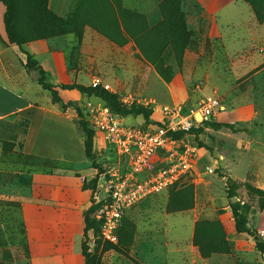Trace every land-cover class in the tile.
I'll use <instances>...</instances> for the list:
<instances>
[{
  "label": "crops",
  "instance_id": "0c3cea01",
  "mask_svg": "<svg viewBox=\"0 0 264 264\" xmlns=\"http://www.w3.org/2000/svg\"><path fill=\"white\" fill-rule=\"evenodd\" d=\"M192 1L202 10L199 17L207 21L204 40H219L230 58L236 54L241 56L239 67L229 71V77L258 73L256 67L264 64V56L258 50L259 46L264 47V19L257 22L252 7L243 0ZM4 11L5 7L0 2V55L9 51L16 57L20 56L24 63V54L17 45L7 40ZM54 42L55 39L52 38L33 40L24 44L23 48L44 69L48 82L56 85L73 83L77 74L75 69L69 67L68 48L66 45L57 47ZM203 53L204 47L198 53L187 52L190 65L177 74V79L187 82V79L201 71L206 76L211 75V69L200 62V55ZM0 63L1 189H10L5 181L10 177L11 153L3 149L5 141L12 142L16 152L49 159L59 168L68 170V173H64L62 169L15 172L16 187L10 195L0 193V199H9L19 204L29 251V264H86L82 254V242L85 239L84 212L91 205L92 193L90 189L83 188V183L94 172L85 156L84 132L77 121L76 111L72 106L62 108L60 103L54 102L50 94L37 83L34 71H29L35 74L32 80L27 77L15 82L8 72L9 66L4 65L1 57ZM34 83L38 86L33 87ZM166 87L169 94L174 93L171 86ZM194 91V97L200 98V90L194 88ZM178 93L181 94L180 90ZM59 96L64 102L73 101L83 110L81 100H85V97L79 91L61 89ZM254 116V105L249 101H242L234 107L230 106L225 112H216L213 117L219 123L234 124L251 120ZM226 134L221 138V145L228 142L229 133ZM237 134L230 133L234 137L235 147H240L245 141L250 143L243 152L239 149L225 155L218 151L212 140L205 141L208 149L192 145L196 154L194 173L206 174L216 168L230 171L239 156L245 155L249 156L255 169L254 186L264 190V149H259L258 152L253 150L250 137ZM97 140L100 142L101 137H94V153ZM240 162L242 161L239 160L237 164ZM93 197L95 201L101 199L96 193ZM210 201L202 207L196 204L189 212L174 214L173 217L178 223L163 234L164 256L159 264H264V254L255 248V239L248 233L237 232L228 199L216 197ZM200 219H216L222 224L226 239L233 244L231 253L202 256L193 243L195 223ZM247 227L263 231L261 239L264 240V208L247 216ZM90 235L91 231L87 233V236ZM172 254L177 257L176 263L170 261Z\"/></svg>",
  "mask_w": 264,
  "mask_h": 264
},
{
  "label": "rangeland",
  "instance_id": "374dc122",
  "mask_svg": "<svg viewBox=\"0 0 264 264\" xmlns=\"http://www.w3.org/2000/svg\"><path fill=\"white\" fill-rule=\"evenodd\" d=\"M160 1L120 0V6L144 14L149 24L152 25L161 19ZM74 4L75 0H47V8L54 15L62 18H65L70 13ZM199 16L201 15L194 13L187 16L188 27L194 32L200 31L201 33L199 32L200 35L194 36L197 39L196 42H198L196 44L197 47L185 51L183 67L180 72L184 68H188L191 62L189 55L186 56V53H198L204 47V53L200 55V62L205 67L210 68L212 74L206 76L201 71V73L187 79V82L177 79V74L179 73L177 72L172 80L166 83L155 66L138 55V50L132 41L120 48L90 27L84 28L80 40L74 33L53 37L52 39H55L54 45L57 47L67 46V61L69 67L76 70V83L92 87V78L95 76L99 77L103 82L110 84L111 91L108 90V92L116 94L125 107L135 106L148 111L147 116L143 114L117 115L121 121L130 124L159 120L164 106H180L185 111L196 109L201 105V101L210 94H215L219 98L220 106L217 113L225 112L230 106L234 107L242 103V101H249L254 105L255 116L251 120L234 123L235 131L225 127L211 128L209 123L217 122L214 119L215 117H213L210 121H207L208 123L199 125L200 131L194 129L184 135L183 138L190 145H202L204 147H207L205 141L210 142L212 140L218 151L220 150V153L227 155L229 152L235 153L239 149L243 152V150L248 149L246 145H250L249 142L245 141V144L238 148L235 147L234 137L230 135V133L234 132L238 133L237 135L239 136L250 137L253 150L258 152L259 149H264V64L256 67V70H259L256 74L251 73V75L244 77H229V71L239 67L241 56L236 54L230 58L219 40L205 41L203 33L207 21ZM198 18H201V21H198ZM260 48L264 47H258L259 53L264 56ZM0 57L4 65L9 66L8 72L15 82L27 77L32 80L35 77L34 72H29L24 68L20 56L16 57L6 51ZM167 85L171 86L173 94L167 92ZM32 86L38 85L34 83ZM194 88L200 90L201 99L194 97ZM178 90H180L181 94L178 93ZM82 95L85 97V100H81L83 112L89 125L92 126L90 123L89 105L96 103L106 105V102L94 94ZM226 133H229L228 142L221 145V138L225 137ZM95 136L97 138L101 137V140L100 142L97 140L96 143L94 167L89 162L91 170L94 172V175L89 180L98 175L95 193L102 199L106 195L110 173L120 171L123 163L117 156L116 150L106 143L102 135L95 132ZM3 149L11 153L10 177L5 181L10 189L9 191L2 190L0 187V193L10 195L12 189L16 187L15 172L32 168L30 165L37 161L25 159L23 154L14 151V148H9V145L3 144ZM239 157L230 171L226 168H216L201 175L192 172V174L177 181L187 180L192 188L187 186L182 191H177L180 186H170L136 203L124 213L117 230L116 242L105 241L101 234L99 237H94L91 232L90 237L87 236L84 239L88 245V251L91 252L89 263L159 264L162 256H164L165 239L163 234L169 231L171 226L178 223L173 217L174 214L177 212H189L196 204L202 207L211 198L224 197L228 199V205L229 202H235L240 204V206H249L246 216L260 211L258 208V196L250 191L251 188H257L254 186L255 169L249 156L245 157L243 155ZM239 160L242 162L237 164ZM57 169L62 168L57 165ZM89 180H85V182L90 183ZM189 202L192 205L186 210L171 209L179 204ZM96 214H98V210L95 212ZM255 231L258 238L261 239L263 231ZM98 238L100 239V244L95 249V241ZM26 246L18 203L1 198L0 264H27ZM170 261L176 263L177 257L173 254L170 255Z\"/></svg>",
  "mask_w": 264,
  "mask_h": 264
},
{
  "label": "trees",
  "instance_id": "16d2710c",
  "mask_svg": "<svg viewBox=\"0 0 264 264\" xmlns=\"http://www.w3.org/2000/svg\"><path fill=\"white\" fill-rule=\"evenodd\" d=\"M253 9L257 22L264 19V0H243ZM4 5L3 22L7 40L18 46L19 51L24 54V68L36 73V81L41 88L47 91L54 102L60 103L62 108L72 106L77 114V121L84 132V150L86 158L94 167L95 153L93 152L95 130L89 125L81 107L73 101L64 102L59 96L61 89H75L80 94H94L106 102V105L115 115L126 116L128 114L144 116L148 115L146 109L140 107H125L116 94L108 92L104 88L86 87L79 83L52 84L47 81L46 73L31 53L24 50L23 45L33 40L50 39L74 33L80 40L85 27H90L113 44L122 47L132 41L138 50V55L145 61L155 66L161 78L170 82L177 72L183 67L184 53L187 49L196 48L200 31L194 32L188 27L187 16L191 13L200 15L202 13L198 4L192 0H161L159 10L161 19L155 24H149L146 16L120 6V0H75L70 13L65 17L54 15L47 8V0H0ZM200 32V33H199ZM152 121H145L150 123ZM208 123V122H204ZM211 128H229L236 130L233 124L210 122ZM201 128H193L189 132ZM174 138H182L184 132L171 133ZM14 148L12 142H3ZM199 147H204L200 145ZM208 149V147H207ZM22 154V153H21ZM25 159L33 162L29 171H54L56 163L49 159L26 155ZM32 163V162H31ZM41 167V168H40ZM68 173L67 169H62ZM98 175L90 179V183L84 181L83 188L91 190V205L84 212V235L91 231L94 237L100 235L101 220L96 218L95 212L102 206L103 201L96 202L94 193L98 182ZM180 186L177 191H182L191 184L187 180L174 183L171 187ZM253 194L258 196V208H264V190L251 188ZM191 202V201H190ZM183 203L171 208L183 211L191 207V203ZM19 205V204H18ZM237 232L248 233L255 239V248L264 254V240L258 238L255 230L246 226L247 212L249 206H240L235 202H229ZM124 216V215H123ZM123 218V217H122ZM24 228V227H23ZM193 243L196 245L203 257L212 253H231L233 244L226 239L222 224L216 220L200 219L194 227ZM100 244V239L95 241V249ZM85 240L82 242V254L86 264L89 263L91 252L88 251ZM27 264H29V251L26 246Z\"/></svg>",
  "mask_w": 264,
  "mask_h": 264
},
{
  "label": "built area",
  "instance_id": "2783aa9c",
  "mask_svg": "<svg viewBox=\"0 0 264 264\" xmlns=\"http://www.w3.org/2000/svg\"><path fill=\"white\" fill-rule=\"evenodd\" d=\"M260 51L264 53V48ZM91 85L111 91L110 84L96 76ZM219 106V98L210 94L196 109L185 111L180 106H164L160 120L130 124L121 121L106 105H89L91 127L116 150L123 163L120 171L110 173L106 195L100 199L103 204L96 214L101 220L100 234L105 241L116 242L121 219L132 206L194 172V147L171 133L186 135L210 121Z\"/></svg>",
  "mask_w": 264,
  "mask_h": 264
}]
</instances>
